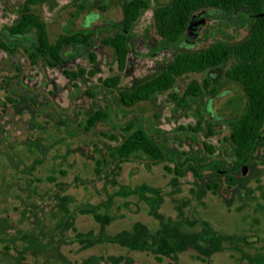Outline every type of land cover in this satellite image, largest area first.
<instances>
[{
    "label": "rangeland",
    "instance_id": "rangeland-1",
    "mask_svg": "<svg viewBox=\"0 0 264 264\" xmlns=\"http://www.w3.org/2000/svg\"><path fill=\"white\" fill-rule=\"evenodd\" d=\"M147 1L150 8L134 26L137 45L127 70L119 72L112 63L111 50L102 48L98 55V71L90 82L81 86V92L89 84H98V78L117 73L121 78L120 88L150 74L152 66L143 56L146 53L143 38H157L151 9L168 0ZM19 2L4 0L8 6L6 16L12 15L10 10ZM97 5L106 9H99ZM76 8L72 0H60L53 10L44 5L34 7L46 23L50 42L64 31L70 21L72 29H92L107 20L118 21L121 18V8L113 0L94 3L72 19ZM206 18L193 39L194 49L206 47L216 40H239L247 33L250 21L244 10L236 16L215 14L213 10L207 13ZM172 47L186 48L175 44ZM82 64L88 66L85 62ZM208 75L212 76L218 93L210 101L202 98L192 102L189 110L167 102V94L126 108L111 105L116 91L111 96L99 94L91 102L92 99L81 92L73 95L71 84L59 72L53 71L47 78H41V72L34 71L24 57L1 54L0 217H5L3 228L9 234L12 248L6 253L9 260L15 264H61L55 254H61L70 262L100 255H126L131 259L130 264H167L171 258L158 263L149 253L128 251L118 243L100 239L88 242L86 236L89 233L97 236L101 228L108 235L130 233L137 223L154 233L163 223L170 221L173 226L168 227L172 229L164 237L162 247L166 250L171 245L169 249L172 251L169 252H176L174 264H204L195 258L203 248L201 246H204L203 253H212L210 264H238L241 253L239 264H264V167H260V183L251 177L243 181L245 196L236 197L231 203L225 202L224 197L229 195L225 192L220 195L210 192L199 194L189 174L178 182L163 171L162 164L149 166L137 159L121 164L120 168L111 166L104 179L97 180L94 176V161L106 158V149L115 143L107 136L111 133L119 135V127L131 119L143 123L153 138L157 137V130L174 138L181 134L179 126L193 125L200 120L205 126L207 123L213 125V135L207 140L198 138L199 145L186 139L183 148L193 151L202 148L203 140L216 144L227 133L224 121L237 115L244 105L241 88L228 81L219 69L189 73L177 80L173 91L180 95L186 82L192 79L201 82ZM96 107L110 111L111 120L86 132L78 124ZM47 175L55 177L64 189L53 194V183L47 182ZM190 188L196 192H191ZM61 207H67L73 217L55 230L50 222L58 219L54 216ZM83 207L90 208V211H81ZM29 210L36 211L39 216H34V212ZM95 213L104 217V223L95 219ZM178 222L180 229L176 227ZM71 226L87 242L77 238L75 231L68 228ZM66 228L68 231H64ZM202 231H212L217 241L210 240L201 245L203 242L199 244L191 240L190 236L194 235L187 237L188 234L183 233L200 234ZM25 232L38 234L40 245L48 246L45 257L38 258L37 263L27 252L25 245L30 244L20 237ZM104 232L101 234L105 235ZM126 238L121 239V244L126 243ZM180 239L185 242H180ZM155 249L161 254L165 252L158 247ZM22 255L24 259H21ZM0 264L10 263L0 255Z\"/></svg>",
    "mask_w": 264,
    "mask_h": 264
},
{
    "label": "trees",
    "instance_id": "trees-1",
    "mask_svg": "<svg viewBox=\"0 0 264 264\" xmlns=\"http://www.w3.org/2000/svg\"><path fill=\"white\" fill-rule=\"evenodd\" d=\"M59 1L20 0L18 5L10 10L12 15L6 16L8 6L4 4V0H0V55L19 54L34 71L41 72V78H47L53 71L59 72L66 82L71 84L73 95L83 93L92 99L91 102L95 101L99 94L111 96L116 91L117 94L114 95L111 105L130 108L167 94V102L179 109L189 110L192 102L202 98L208 100L214 97L218 90L208 75L201 82L189 80L178 95L173 91L177 80L186 77L189 73L210 72L215 69L223 70L228 80L237 83L245 97L241 111L224 121L223 125L227 133L223 134L216 144L206 141L213 135V125L207 123L205 126L200 120L193 125L179 126L178 130L181 134L174 138L158 130L157 137L153 138L143 123L135 119L128 120L119 127V135L111 133L107 136L115 143L106 149V158H98L94 161V176L97 180L104 179L111 166L120 168L121 164L137 159L149 166L162 164L163 171L178 182L189 174L199 194L210 192L220 195L225 192L229 194L224 197L227 203H231L236 197L245 196L246 188L243 181L251 177L260 183V167H264V0H168L156 4L151 9V17L157 38L154 40L143 38L146 50L143 56L152 66L150 74L122 88L119 87L121 78L118 73L98 78V84H89L83 92L80 90L81 86L90 82L98 71L100 64L98 55L102 52V48L111 50L112 63L119 72L127 70L131 62L130 56L137 45L134 26L150 5L147 0H113L121 8L120 20H107L92 29H72L70 21L64 31L50 42L46 23L36 13L34 7L44 5L49 10H53ZM100 1L103 0H72L77 7L72 19H76L91 5ZM96 7L106 9L105 6ZM213 10L215 14L231 16L239 15L244 10L250 19L247 33L237 41L216 40L206 47L194 49V40L188 32V24L197 13L201 12L207 16V13ZM174 44L186 48L174 49L172 47ZM83 62L88 66L85 67ZM110 120V111L96 107L86 114L78 126L88 132L97 124H104ZM200 137L206 139L201 141L202 148L194 151L191 148H183L186 139L199 145ZM243 166L249 168V174L244 177L241 175ZM60 174L64 172L60 171ZM46 180L53 183V194L57 190L64 189L55 177L47 175ZM190 191L196 192L191 188ZM81 211L89 212L90 208L83 207ZM29 212L39 216L36 211L29 210ZM57 217V220L50 222L53 223L52 227L54 226L55 230L62 223L64 226L73 216L67 207H61L55 213L54 218ZM94 217L98 222L104 223L103 216L95 213ZM5 221V217H0V255L4 261L15 264L6 255L12 248L9 244V234L3 228L4 223L6 225ZM171 226H173L172 222L166 221L153 233L144 225L137 223L130 233L121 235L120 233L108 235L101 228L97 236L94 237L89 233L85 238L89 240L88 242L100 239L104 242L118 243L128 251L149 253L158 263L163 262L165 258H171V262L167 264H174L172 261L177 260L174 255L176 252H169L171 245L166 244V250L162 247V243H165L164 237L166 238L169 229H172L168 227ZM176 227L180 229L179 222ZM68 228L75 231L77 238L85 240L73 226ZM64 231L60 232L64 233ZM183 233L188 234L187 237L194 235L196 238L190 236L191 240L195 243L198 241L199 244L200 241L203 242L201 245L210 240L217 241L216 234L212 231L209 233L202 231L199 232L200 234ZM20 237L30 244L25 246L28 247L27 252L36 263L38 258L45 257L48 246L40 245L38 234L25 232ZM124 237H127L126 243L121 244V239ZM155 238L162 239L158 241L154 240ZM180 242L185 240L180 239ZM176 245L175 243L174 246ZM154 246L165 252L158 253ZM201 247H203L200 248L202 252L199 251L195 258L204 264H210L209 257L212 253H203L204 246ZM60 255L54 256L61 264L131 263V259L126 255H100L81 262H70ZM241 255L242 253L237 263H240L243 256ZM245 256L249 260V257ZM21 259H24V255Z\"/></svg>",
    "mask_w": 264,
    "mask_h": 264
},
{
    "label": "water",
    "instance_id": "water-1",
    "mask_svg": "<svg viewBox=\"0 0 264 264\" xmlns=\"http://www.w3.org/2000/svg\"><path fill=\"white\" fill-rule=\"evenodd\" d=\"M204 19L201 17H197L195 20L189 22L188 26V32L190 34V37L193 39L196 37V31L204 24ZM249 173V168L247 166H243L241 168V175L244 177Z\"/></svg>",
    "mask_w": 264,
    "mask_h": 264
},
{
    "label": "flooded vegetation",
    "instance_id": "flooded-vegetation-1",
    "mask_svg": "<svg viewBox=\"0 0 264 264\" xmlns=\"http://www.w3.org/2000/svg\"><path fill=\"white\" fill-rule=\"evenodd\" d=\"M197 17H201L202 19H204V21L206 22V16L203 14V13H201V12H199V13H197L196 15H195V17L191 20V21H193V20H195ZM204 22V23H205ZM202 27V26H201ZM201 27L196 31V33L198 34V31L199 30H201ZM197 34H196V36H197ZM216 70H219V69H215V70H212V71H210V72H214V71H216ZM221 70V69H220ZM223 71V70H222ZM224 74V73H223ZM210 77H211V82H212V84H214L213 82V78H212V76L211 75H209ZM225 77V76H224ZM226 78V77H225ZM227 79V78H226ZM228 80V79H227ZM228 81H230V80H228ZM230 82H233V81H230ZM233 83H235V82H233ZM236 85H238L237 83H235ZM239 86V85H238ZM240 87V86H239ZM217 88V87H216ZM217 90H218V88H217ZM242 90V89H241ZM243 92V91H242ZM213 98V97H212ZM212 98H210V99H212ZM210 99H208V101H210Z\"/></svg>",
    "mask_w": 264,
    "mask_h": 264
}]
</instances>
